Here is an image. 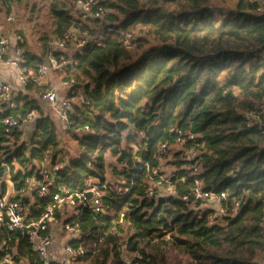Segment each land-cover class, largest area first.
Masks as SVG:
<instances>
[{"label": "trees", "instance_id": "1", "mask_svg": "<svg viewBox=\"0 0 264 264\" xmlns=\"http://www.w3.org/2000/svg\"><path fill=\"white\" fill-rule=\"evenodd\" d=\"M26 1L0 0V10L6 9L7 14L12 4L19 7ZM74 1L49 0L51 33L39 36L40 54L26 44L28 64L34 67L44 61L50 38L70 24L67 10ZM211 1L101 0L107 10L101 20H78L79 28L110 26L113 31L100 45L87 46L77 56L75 78L82 82L84 96L74 102L66 131L81 149L58 172L59 181L72 192L83 190L91 179L104 183V156L108 153L117 164L112 168L117 178L112 187L122 186L118 178L123 175L129 189L123 194L106 190L104 213L74 208L62 218L66 209L56 211L62 226L80 229V238L72 236L68 243H80L84 254L69 264L264 261V113L260 129L249 126L243 115L258 110L264 98V10L257 11L248 0H236L235 7L216 22ZM136 30L141 36L130 38V47H125L121 38ZM31 88L29 85L27 93L17 94L16 108L0 111L2 194L6 170L17 191L25 177L37 176L45 153L51 150L56 162L60 152L55 124L28 95ZM32 108H37L38 138L27 143L19 140L18 133L8 139L2 118L23 115ZM85 124L90 127L88 132L75 133L71 128ZM175 128L194 135L185 144H198L197 173L183 168L179 149L175 152L178 167L168 177L175 193L148 197L144 163L150 167L159 164L158 147L167 139L174 142ZM194 178L201 179L205 189L241 198L237 212L225 217L223 224H208V210L200 215L188 195ZM24 200L31 205L28 221L39 217L49 198L33 195ZM2 244L11 264H45L31 250L25 233L0 229V247Z\"/></svg>", "mask_w": 264, "mask_h": 264}, {"label": "built area", "instance_id": "2", "mask_svg": "<svg viewBox=\"0 0 264 264\" xmlns=\"http://www.w3.org/2000/svg\"><path fill=\"white\" fill-rule=\"evenodd\" d=\"M257 6V11L264 10V0H248ZM78 13V16L75 15ZM107 10L102 5L101 0H75L71 7L67 10L70 18V24L64 31L52 38L48 42L47 53L44 61L38 62L35 66L28 64L25 58L26 39L25 33L19 25L18 16L11 6L9 12L5 15L4 21L6 26L0 28V71L10 72L11 80L0 77V111L2 109H14L17 107L16 96L19 92H26V87H42L40 91V100L46 106H50L54 111L58 120L65 126L69 125V117L73 113L74 100H83L82 82H78L75 78L77 71V56L82 53L85 47L90 45H100L112 32L110 26L95 27L94 29L79 28L78 20L81 18H89L91 20H101ZM7 27V28H6ZM135 31L124 34L121 38L125 47H130V38H137ZM56 73L59 76L58 85H47L44 79L50 74ZM65 76V77H64ZM13 81V82H11ZM37 107H42L39 102ZM42 109V108H41ZM44 112V111H43ZM264 113V98L261 101L258 110L247 111L243 115L249 126H257L261 128V116ZM37 117V108L29 109L25 114H10L2 118L1 125L4 134L11 139L19 133V140L29 142L36 140L38 133L35 128V118ZM75 133L88 132L90 127L82 125L80 127L72 126ZM173 130V129H172ZM177 133L174 142L165 140L158 147L157 160L159 164L150 167L144 163L148 172V185L145 190L148 197L156 195L163 187H167L168 192L159 193L173 194L175 193L173 182L168 177H164L160 171V160L168 152L170 145L181 144L182 156L184 159L183 168L190 174L197 173L199 148L194 143L186 145V139H192L194 135L189 131L182 133L180 129H174ZM29 138V139H28ZM135 149L134 151H137ZM1 160V158H0ZM140 161V158H137ZM6 167L5 164H3ZM7 168V167H6ZM63 166L53 161L51 150L45 153L38 163L37 176L25 177L24 185L17 191L13 190L9 181V174H6L3 181L6 183L4 194L0 189V229H5L9 233H16L20 229L21 233H25L28 237L31 250L43 260L45 264L62 258V264H69V261L77 256L84 254V248L80 243L72 245L67 243L62 251L57 255L54 254L52 248L53 231L52 224L56 222V211L62 208H85L95 214L104 213L106 205L104 194L106 190L113 189L116 193L123 194L129 189L128 182L123 175L118 180L122 186L116 188L110 184L104 183H88L81 191L72 192L60 183L58 172ZM183 181V177H176ZM194 184L189 190V196L192 199L194 207L199 204H205L208 207L206 221L208 224L214 223L218 217L226 215H234L242 199L229 196L226 191H214L205 189L202 180L194 178ZM8 183L10 185H8ZM90 193V196L88 195ZM37 196L39 198H49L48 203L43 207L40 215L36 219L27 221V215L30 209V203L24 200L25 196ZM187 198V196H183ZM203 213V209H196ZM122 222V217L120 219ZM128 226L131 222L126 223ZM65 229L71 230L74 239L80 238V229L75 226H64ZM5 244H2L0 251V264H11L12 259L6 251Z\"/></svg>", "mask_w": 264, "mask_h": 264}, {"label": "rangeland", "instance_id": "3", "mask_svg": "<svg viewBox=\"0 0 264 264\" xmlns=\"http://www.w3.org/2000/svg\"><path fill=\"white\" fill-rule=\"evenodd\" d=\"M235 4H236V0H212L211 9L215 14L216 22H219V20L221 19V16L223 14H226L228 10L234 8ZM12 5H13L15 13L18 16L19 25L22 28V31L26 35V39L28 41L27 48L31 50L33 53L40 54L41 53L40 47L42 45V42L39 40V36L42 34L49 35L52 29V18L49 12V0H27L25 4H21L19 5V7H16L14 4ZM31 9H33L32 12H31ZM6 12L7 11L4 8L0 10V28L3 25L4 26L7 25V23H5L4 21ZM75 15L78 16V13H76ZM80 20L84 21L83 18H81ZM86 23L90 27L95 26L94 24L90 22H86ZM135 33L138 36H141L140 31L136 30ZM58 80H59V76L56 73H50L44 79L47 85H58ZM38 88L39 87L35 86V88L32 87L31 89H29L28 95L35 98L36 101L39 102V104L42 106L41 108L44 111V113L49 115L51 119L53 120L55 127H56L57 134H58V141H59L58 148L60 150V152L56 156L55 161L60 163L62 166H64L67 164V161L69 158L75 157L76 155L79 154V150L81 149V147L79 146L78 142L74 139V137L71 135V133L66 131L67 128L58 120V118L56 117L51 107L50 106L46 107V105H44L45 103L40 100L41 98L39 94H40V91H42V87H40V89ZM25 93H27V91ZM74 101H77V100H74ZM131 147H133L134 150L136 149L135 144H131ZM179 149H181V144L170 145L168 152L163 156V158H161L160 171H162V173L164 174V177H170L171 174L174 171H176L178 167L176 162L179 157L177 158V156L175 155V152L178 151ZM199 153H200V149H199ZM104 159H105V167H104L105 182L112 185L117 180L116 175L113 174L114 171H112L113 166L117 165L116 160L114 157H112L108 153L105 154ZM96 182H97L96 179H91L89 181L90 184H93ZM8 185L10 184L8 183ZM166 192H168L167 187H163L161 191H158L156 193L162 194ZM65 209L66 211L61 214L62 218L66 217V215H69L73 211V208L66 207ZM195 209H203L204 211H206L208 210V207L205 204H199L197 207H195ZM227 216L228 215L221 216L220 218L218 217L217 221L223 224L225 221L224 218ZM263 226H264V223H263ZM52 231L54 234V237L52 240L53 241L52 248H54L55 250L54 254L57 255V253H59L60 250L62 251L64 246L70 241L74 233L71 230L65 229L64 226H62V223L59 219H56V222L52 224ZM61 259H63V257L58 258L55 261H58L59 263H61V261H63ZM258 261L260 264H264L263 260H258Z\"/></svg>", "mask_w": 264, "mask_h": 264}, {"label": "crops", "instance_id": "4", "mask_svg": "<svg viewBox=\"0 0 264 264\" xmlns=\"http://www.w3.org/2000/svg\"><path fill=\"white\" fill-rule=\"evenodd\" d=\"M10 72H4V71H0V77L2 78H6V79H11L10 77ZM47 107V106H46ZM54 249V248H53ZM55 251V250H54Z\"/></svg>", "mask_w": 264, "mask_h": 264}, {"label": "water", "instance_id": "5", "mask_svg": "<svg viewBox=\"0 0 264 264\" xmlns=\"http://www.w3.org/2000/svg\"><path fill=\"white\" fill-rule=\"evenodd\" d=\"M88 195L90 196V193H88ZM20 233H21L20 229H17L16 234L20 235Z\"/></svg>", "mask_w": 264, "mask_h": 264}]
</instances>
